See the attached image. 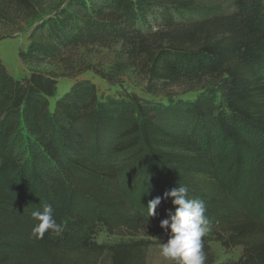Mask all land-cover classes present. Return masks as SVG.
<instances>
[{
    "label": "trees",
    "instance_id": "1",
    "mask_svg": "<svg viewBox=\"0 0 264 264\" xmlns=\"http://www.w3.org/2000/svg\"><path fill=\"white\" fill-rule=\"evenodd\" d=\"M86 45L125 50L126 62L99 72L105 80L129 68L144 74L150 94L202 92L186 118L178 107L136 103V122L106 145H89L81 132L97 111L89 81L55 98L54 77L16 80L0 59V264H146L149 248L168 239L147 205L181 184L204 201L211 222L205 264H215L211 242L241 249L226 264H264V0L216 10L176 0H69L31 28L18 58L61 63ZM45 204L62 228L37 239L31 212ZM104 232L119 240L96 243Z\"/></svg>",
    "mask_w": 264,
    "mask_h": 264
},
{
    "label": "rangeland",
    "instance_id": "2",
    "mask_svg": "<svg viewBox=\"0 0 264 264\" xmlns=\"http://www.w3.org/2000/svg\"><path fill=\"white\" fill-rule=\"evenodd\" d=\"M68 1L0 0V59L11 77L22 80L28 78L32 72L52 76L57 82L55 98L67 95L74 82L89 81L97 94L95 115L81 123V132L85 142L89 145H93L95 142L106 145L110 141L109 137L115 138V135L136 122L138 120L135 113L136 103L164 105L174 110L175 107H178L183 111L182 118L189 116L186 112L187 107L192 105L202 92L198 87L160 88L158 94H150L146 91V77L136 69H125L117 79L105 80L99 75V72H107L116 65L126 62L127 56L121 46L86 45L68 52L61 63L47 62L33 66L22 64L18 58V52L27 47L31 28L40 20L51 16L56 10L65 8ZM176 1L202 10L226 9L231 3V0ZM48 102L50 112H52L55 99H50ZM215 102L219 106L218 97ZM191 117V120L195 119L194 114H191ZM193 124L197 128L194 135L199 138L201 136L200 123ZM238 172L233 171L229 176L231 178L237 176ZM245 173L250 174V170ZM244 189L245 185L238 187L237 195L242 196L241 191L244 192ZM172 209V198H169L168 204L157 207L155 216L161 221L165 219L161 217L164 214L167 217L169 210ZM257 209L264 213V201L257 203ZM117 240H119L118 237L110 236L105 232L95 238L96 243L99 244H112ZM209 248L215 264L234 262L241 255V249H225L217 242H211ZM146 264H170V262L161 257L159 246L156 245L147 251Z\"/></svg>",
    "mask_w": 264,
    "mask_h": 264
},
{
    "label": "clouds",
    "instance_id": "3",
    "mask_svg": "<svg viewBox=\"0 0 264 264\" xmlns=\"http://www.w3.org/2000/svg\"><path fill=\"white\" fill-rule=\"evenodd\" d=\"M189 188L179 185L149 201V216L156 215V209L162 200L172 198L173 209L167 218L160 221V227L168 235L166 242L159 245V252L170 264H205L202 238L211 231V222L206 216L203 200L189 198ZM31 217L36 222L32 235L43 239L46 232H60L62 226L57 223L52 205L45 204L43 210H34Z\"/></svg>",
    "mask_w": 264,
    "mask_h": 264
}]
</instances>
